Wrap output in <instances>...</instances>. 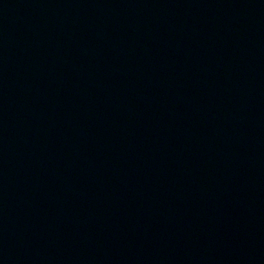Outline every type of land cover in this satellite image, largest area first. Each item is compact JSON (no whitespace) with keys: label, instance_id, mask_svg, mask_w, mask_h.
<instances>
[{"label":"water","instance_id":"95a60500","mask_svg":"<svg viewBox=\"0 0 264 264\" xmlns=\"http://www.w3.org/2000/svg\"><path fill=\"white\" fill-rule=\"evenodd\" d=\"M0 264H264V0H0Z\"/></svg>","mask_w":264,"mask_h":264}]
</instances>
